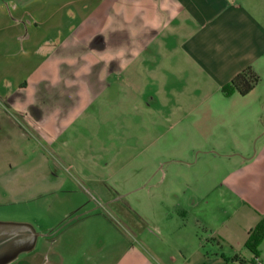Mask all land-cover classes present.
<instances>
[{
    "label": "crops",
    "instance_id": "1",
    "mask_svg": "<svg viewBox=\"0 0 264 264\" xmlns=\"http://www.w3.org/2000/svg\"><path fill=\"white\" fill-rule=\"evenodd\" d=\"M77 59H83V71L105 75L107 89L110 75H115L118 87L137 90L138 95L149 89L165 106L176 107L173 116L190 107L196 122L191 149L211 157L215 169L205 173L192 201L197 210L185 213L190 223L185 217L177 232L179 242L172 249L179 260L157 252L153 260L138 249L93 259L75 233L65 232L54 242L49 233L30 228L11 234L13 228L5 223L0 225V243L14 235L21 238L0 251V264L12 262L8 257L18 249L28 255L21 264L250 262L252 254L244 243L264 219V100L254 97L257 87L245 96L234 92L229 97L221 88L246 69L253 74L264 70L262 17L242 0L0 3V105L10 107L7 116L0 115V132L5 123L12 126L24 117L36 121L43 118L44 106L60 105L59 99H52L59 74L68 75L63 86L69 100L75 84L71 75L80 69L74 65ZM22 131V126H15L16 135L9 130L0 141V199L23 198L28 191L19 184L43 166L41 158L13 157L14 138ZM20 144L18 139L16 145ZM36 182L37 196L49 191L46 181ZM36 246L40 250L30 255ZM259 249L258 262L264 264V241ZM78 250L88 255L84 252L77 259Z\"/></svg>",
    "mask_w": 264,
    "mask_h": 264
},
{
    "label": "rangeland",
    "instance_id": "2",
    "mask_svg": "<svg viewBox=\"0 0 264 264\" xmlns=\"http://www.w3.org/2000/svg\"><path fill=\"white\" fill-rule=\"evenodd\" d=\"M242 3L264 21V0ZM81 62L74 63L80 69L71 75L75 84L70 102L63 86L68 75L59 74L52 99H59L60 105L44 106L43 118L36 121L24 117L14 127L11 122L2 127L0 141L6 132L16 135L15 126H22V136L14 138L13 157L41 158L43 166L19 184L28 191L23 198L0 199V225L9 224L11 234L25 228L45 231L54 242L65 232L75 233L93 259L138 249L153 260L156 252L179 260L172 249L179 242L177 232L197 210L192 201L200 193L205 173L215 169L211 157L191 149L196 141L194 114L190 107H182L186 112L173 116L176 107L165 106L149 89L138 95L137 90L118 87L115 75H110L107 89L105 75L83 71ZM255 75L254 97L264 100V70ZM9 109L3 103L0 115L7 116ZM18 139L22 144L17 146ZM38 180L46 181L49 188L44 195L35 192ZM186 212H190L187 217ZM7 238L0 251L21 237ZM39 250L36 246L30 255ZM80 250L74 253L77 259L84 252L88 255ZM27 256L18 249L8 257L13 260L8 264H21Z\"/></svg>",
    "mask_w": 264,
    "mask_h": 264
},
{
    "label": "trees",
    "instance_id": "3",
    "mask_svg": "<svg viewBox=\"0 0 264 264\" xmlns=\"http://www.w3.org/2000/svg\"><path fill=\"white\" fill-rule=\"evenodd\" d=\"M258 78L253 74L250 69L234 76L231 81L221 88V93L225 97H229L232 93L236 92L240 96L247 95L256 85ZM264 241V219L251 229L244 243V248L252 254V260L248 263L238 261V264H255L260 254V244Z\"/></svg>",
    "mask_w": 264,
    "mask_h": 264
},
{
    "label": "built area",
    "instance_id": "4",
    "mask_svg": "<svg viewBox=\"0 0 264 264\" xmlns=\"http://www.w3.org/2000/svg\"><path fill=\"white\" fill-rule=\"evenodd\" d=\"M255 264H259L258 259L255 260Z\"/></svg>",
    "mask_w": 264,
    "mask_h": 264
}]
</instances>
